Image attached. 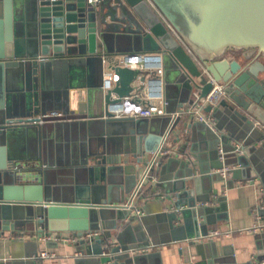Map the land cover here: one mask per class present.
<instances>
[{"label": "water", "instance_id": "obj_1", "mask_svg": "<svg viewBox=\"0 0 264 264\" xmlns=\"http://www.w3.org/2000/svg\"><path fill=\"white\" fill-rule=\"evenodd\" d=\"M1 12L8 31L6 43L0 38V239L66 234L87 259L79 264H161L158 254L129 253L158 245L149 228L153 219L133 213L145 208L124 206L130 192L148 187L170 208L154 217L168 236L163 243L187 241L180 250L184 264H235L224 251L216 255L212 242L198 240L209 235L216 225L211 215L223 208L212 185L264 180L257 166L264 162V134L256 126H264V0H0ZM169 27L223 92L216 108H203L213 124L191 120L189 139L177 149L168 143L182 116L167 113L160 126L155 119L115 118L108 112L112 93L102 89L103 58L159 53L170 62L164 75L175 72L183 96L199 89L205 97L212 85ZM128 73L119 68L115 94L130 91ZM86 88L88 107L77 106ZM191 103L181 99L176 109ZM51 112L70 118L66 126L80 143L73 172L86 184L52 174L47 137L67 127L49 123ZM22 138L31 144L20 156ZM196 138L206 145L204 153ZM223 168L230 181L218 172ZM96 182L100 188L91 186ZM161 188L164 193L150 191ZM210 193L219 208L209 206Z\"/></svg>", "mask_w": 264, "mask_h": 264}, {"label": "crops", "instance_id": "obj_2", "mask_svg": "<svg viewBox=\"0 0 264 264\" xmlns=\"http://www.w3.org/2000/svg\"><path fill=\"white\" fill-rule=\"evenodd\" d=\"M0 23V38L3 43H6L5 36L8 30L5 26V19L3 18L2 12L0 13ZM99 50L101 52H105L103 51V49ZM136 53L140 54V52ZM236 55L237 54H230V57L235 58ZM156 64L160 66L158 69L161 70L160 74L157 77L154 76L155 71H151V69H149V66L145 67L146 69L143 68L141 69V71H137L138 73L129 69L130 73H128V77L124 76L125 80L128 79L130 81V91L126 95L119 93L118 95L113 92L117 87H121L120 82L122 78H119V83L117 84V86L110 91L112 93L110 95L111 102H113V100H119V104L124 103V101H126V99L133 95L135 91L138 96L136 97L135 101L131 102L134 106L127 103L126 105H123L122 109H119L117 111H109L108 109V112L113 117H130L127 116V114L130 113L129 111H133V108L136 106L142 109L148 101L150 103L161 102V98L159 97L157 99H150L147 95H139L140 92L135 88L138 82H143L144 84H146V81L152 77L151 75H153V78L151 79L152 81L155 79L162 80L163 87L160 88L162 89V99H164V102L166 103L165 108L162 109L163 112H160L148 118V120H157L158 122L154 123L157 126L161 125L160 120H163V118H165L164 116H166L167 113L171 116V114H174V110L177 111L176 108L179 100H191V94L190 96H188V93L186 92L185 96H183V90L181 88L176 89L173 77L175 75V72L173 70H166V73L164 75V71L167 67H169L170 62L167 59L161 58L160 63ZM156 64L153 63L152 67H156ZM112 74L113 73L108 69H106L104 72L105 77L110 75L112 76ZM100 76L101 75H98V79H100ZM261 78H264V75L261 76ZM15 79L16 76L14 77L12 75L9 77L10 85L11 83L15 85ZM80 81L85 84V77L83 76ZM6 85L7 84H5V86ZM82 93L83 94H79L76 105H84L88 107L87 88L83 89ZM186 104L185 106H187ZM117 107H120V105ZM63 117L50 118L47 120L49 123H64L65 127H67L66 125L69 124L70 118L66 120L67 118L64 117V119H62ZM190 122L191 120H189L186 115L181 117L170 135L168 146L177 149L189 139V137L187 136V127L189 126ZM114 127L117 126L114 125ZM178 136L180 140L178 141L177 145L173 146V144H171V141ZM47 138L48 141L52 139L50 143L46 142L50 155V157H48L51 164L50 169L54 171L52 172V174L54 173L56 176L58 175V177L62 179V182L72 184V182L74 183V180H76V183L78 185L86 184L85 181H80L77 175H75L73 172L77 167V149L80 143L78 139L75 138V134L71 131V128H64L61 131H58V133H54V135L52 136L49 135ZM196 140V143H198V149L201 148V153H204L206 145L203 142L199 141V139L196 138ZM30 144L31 142H29L27 139L22 138L18 140L17 151L20 156L24 154L28 155L27 150ZM189 148L190 144L186 147V149L188 150ZM195 148H197V146H195ZM257 166H260V170H262L261 174L264 176V162L262 163V161L259 160L257 162ZM236 168L241 169L240 167ZM230 180L231 176L228 175L226 181ZM99 183L100 182H96L95 184H91V186L96 185V188H100L99 185L101 184ZM204 187L207 189L209 185L205 184ZM212 188L221 192V203L223 205V208L220 209L218 213L211 215L212 219L216 221V225L211 227L209 233L211 231L217 230L220 232V234L214 237L207 236L206 238L198 240V242H212V245H214V250L216 251V255L218 254V256L220 255V257H222L224 251L227 253L229 261L233 259V262H235V264H264V229L261 231H251V229L256 225H264V214L262 212L263 210L261 211L258 209L260 203H263L264 201V180L260 181V179L257 178H241L237 182H234L233 185H224L221 188V185L216 184L212 185ZM144 189L143 192L140 191L139 193L137 199V207L140 209L145 208L144 212L141 211V214L143 216H148V218L150 219H153V221L150 220L149 228L151 230L150 233L154 238L153 240L155 242H158V245L149 246L145 249H135L134 251L130 250L129 253L131 257L136 255L144 256L158 254L160 256L161 264H184V256L181 254L180 250L186 247L187 241L166 244L163 243L166 241V239H168V236L166 237V231L164 232L163 230H161L156 222V219H154L157 213H168L170 210L168 206L164 207L163 204L160 203V198L163 194H161L160 196H151L146 191L148 187ZM150 191L164 193L162 188L155 191ZM130 194L131 192L129 193V195ZM143 194H145L146 196L144 197ZM173 195V193L170 194V197H173ZM208 196L210 197L211 201L209 206L214 209L219 208V202H216L217 196L213 195V193H210V195ZM182 208L185 209L186 206L183 205ZM176 224L177 226H180L182 222L178 221L176 222ZM160 235L161 239L157 238V236L159 237ZM16 237H18L17 234H5L4 237L0 239V264H22V262H26L23 260V257L31 254L36 250L37 252H39L38 254L44 251L51 252L53 254V258L48 260H39L33 257L29 261H27L26 264H79L82 260H87L85 259V256H81L77 252V250L74 249V244L72 242V239L70 238V235H62V237L65 238L66 241H57L50 239L49 241L51 243L49 246H46L45 241H43L38 236L31 237L27 234H24V237L22 239ZM33 243H36V246H34ZM142 264H159V260L146 261Z\"/></svg>", "mask_w": 264, "mask_h": 264}, {"label": "built area", "instance_id": "obj_3", "mask_svg": "<svg viewBox=\"0 0 264 264\" xmlns=\"http://www.w3.org/2000/svg\"><path fill=\"white\" fill-rule=\"evenodd\" d=\"M169 29L172 31L173 35L176 37V39L182 44V46L185 48L186 52L195 60L196 64L199 66V68L203 71V73L206 76V80L208 83H210L212 85V89L211 91L205 96V97H200L199 96V89H194L192 91L191 94V100L192 103L185 109H181L180 111L174 112V114H171L172 119H175L177 116H184L186 115L188 117L189 120H192L193 122H200V123H204L207 125H212L213 121L212 118L210 116V114H205L203 112V108H205L206 106H210L212 109L216 108L219 101L221 100L222 96H223V92L221 90V87L210 77V75L206 72L205 68L203 67V65L197 61V59L192 55V53L185 47V45L183 44L182 40L174 33V31L169 27ZM162 58V55L159 53H133V54H129L126 56H113V57H108V58H103L102 61V65H103V78H102V89L104 91V94L106 92H110L111 90H113L117 84L119 83V75H118V70L119 68H125L127 70H133V71H141V69L145 68V67H150L149 69H151V71H155L154 76H158L161 72L160 69H158L160 66L157 65L156 63H160V60ZM153 63L156 64V67H152ZM108 69L110 70L113 74L112 76H104V72L105 70ZM146 69V68H145ZM138 73V72H137ZM152 77L150 79H148L146 81V84H144L143 82H138V84L136 85V89L140 92L139 95H147L148 98L152 99V98H161V102L160 103H150L149 101L147 102V104L140 109L139 107H134L133 111H129L130 113L127 114V116L130 117H139V118H150L160 112H163V108H165L166 103L164 102V99H162V80L161 79H155V80H151L153 78V75H151ZM161 87V88H160ZM111 93V92H110ZM138 96V94H136V91L134 92L133 95H131L128 99H126V101H124V103H120L115 102L116 100H113V102L115 103H111L109 105V111L112 110H119L123 108V105H126L127 103L131 104V102L135 101L136 97ZM120 107H117L119 106ZM134 106V105H132ZM131 110V109H130ZM122 113V112H121ZM62 117L61 113L59 112H51L47 115V119L50 118H60ZM257 128L264 134V126H262L259 123H256ZM228 168H223L220 171H218L221 175V177L226 180V178L228 177ZM141 191L140 187H137L131 194L129 197V200L126 204H124V206H126V208H130L131 206L135 205V203L137 202L139 193ZM135 211L133 212L136 215H142L141 211L139 209H137L136 207H134ZM259 210H264V201L263 203H260V205L258 206ZM264 229V225H256L254 226L251 231H257V230H263ZM220 232L215 230V231H211L209 233V237H214L219 235ZM24 236H18L16 238H20L22 239ZM57 240V241H66L65 238H63L62 236H58V235H50L48 237L43 238V241L46 240ZM149 250V248H148ZM140 252V251H138ZM53 258V254L51 252L48 251H44L41 252L40 254L37 255L36 259L39 260H48Z\"/></svg>", "mask_w": 264, "mask_h": 264}, {"label": "rangeland", "instance_id": "obj_4", "mask_svg": "<svg viewBox=\"0 0 264 264\" xmlns=\"http://www.w3.org/2000/svg\"><path fill=\"white\" fill-rule=\"evenodd\" d=\"M120 49H123L124 51L126 50V51H129V52H131L132 50L131 49H129V47H126V46H122V47H119ZM133 51H139V50H133Z\"/></svg>", "mask_w": 264, "mask_h": 264}]
</instances>
